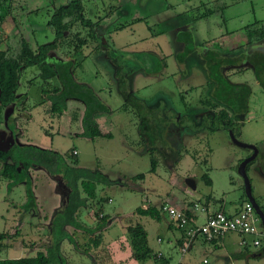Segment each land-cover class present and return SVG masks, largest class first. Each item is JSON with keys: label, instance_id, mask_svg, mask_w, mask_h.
<instances>
[{"label": "rangeland", "instance_id": "374dc122", "mask_svg": "<svg viewBox=\"0 0 264 264\" xmlns=\"http://www.w3.org/2000/svg\"><path fill=\"white\" fill-rule=\"evenodd\" d=\"M84 1L86 15V7L94 11L93 15L98 11L100 14H103L105 10L108 11L106 7L102 11L103 6L101 5L104 2L101 0H90L89 3H86L89 0ZM167 1L172 4L168 12L175 15L187 14H181L187 10L186 0ZM47 2L48 0H6L0 10V49L6 50L8 55L16 58L19 63L23 62L21 53L27 42L24 38L33 41V37L37 44L53 41V34L49 29L44 32H38V29H35L37 32H34L31 37L30 22H34L36 16L30 13L43 9ZM222 3L219 8L214 4L206 5L208 9L212 8L216 11L208 21L204 19L196 24L198 25L197 35L200 39L216 36L218 23H222L224 29L238 32L255 22H264V0H223ZM122 9L125 8L122 7ZM132 10L135 16L142 12L137 7ZM44 14V10H39L37 17L43 18L46 16ZM103 18L101 17L98 28H94L104 47L101 45L98 47L97 43L90 38L88 28L83 27L78 21H73V26L65 34L64 42L60 47L65 57L75 62L79 63L85 56L81 66L76 67L73 77L75 76L77 81L80 80L98 90L102 103L110 109V113L102 115L100 120L111 136L93 139L78 137L76 134L80 130L78 122L82 111L77 106H73L63 116L65 119H62L60 123L49 112L45 113L43 109L49 106L39 103V90L42 84L40 79L34 81L29 90L27 106L31 108L26 106L27 109L32 110L28 134L34 143L45 144V147L50 146L58 150L61 155L66 154V161L69 165L93 171L98 170L109 182L108 184L98 183L96 198L87 200L84 207L78 208L75 218L79 226L64 227L70 241L64 239L60 243V256L63 264H91L90 259L84 255L87 254L85 251L93 246L91 239L95 235L88 232L93 231L92 227L98 223V215L106 214L110 218L119 216L113 228L109 229L105 235L108 237L120 232L124 238L126 237L124 241L129 243L127 226L139 221L145 224L152 223V219L148 216L140 217L136 209L153 206L159 198L181 200L188 197L179 185L185 183L189 177L195 181L196 196L211 194L217 201L223 200L228 208L238 204L240 198L244 196V185L238 173V165L251 155L249 149L241 148L232 142L229 131L221 126L212 129L214 125L208 116L201 121V118L198 119L201 112H197V116L194 117L190 114L201 109L198 101L205 97L207 86L204 84L202 69L194 56L187 58L186 63L182 65L176 60V54L179 50L181 51L175 41L177 33L173 32L176 26L174 21L177 19L171 18L173 28L170 27L171 21L158 24L155 18H149L147 21L149 23L134 22L116 32L113 29L114 25L110 27L113 23L111 21L115 18L109 21ZM37 23L41 24L38 20ZM177 25L181 28L191 27L190 23L178 22ZM167 27V34L159 33ZM79 39L85 40L86 44L77 49ZM34 46L31 44L32 48ZM94 47L99 49H93ZM106 47L109 49L110 59L105 56ZM110 49L119 53L113 54ZM62 52L59 51L60 54L58 52L57 54L64 56ZM147 53L152 54L150 60L153 61V66L160 61L164 62L158 72L146 75V71L153 68L152 65L149 67L146 64L149 60ZM113 60L116 61L117 69L123 75L134 71L140 72L136 73L135 79L131 78L132 85L128 79V90L132 91L134 97L146 101V105L152 108L144 110V113L148 112V116L152 117L153 121H158V119L161 121L166 116L169 118L167 123H161L163 125L162 134L159 131L163 143L158 142L154 146L147 139L140 138V112H136L130 105L126 111L121 109L124 100L117 91V84L108 65ZM191 66L196 69V72H193L198 75L194 78L196 81L190 78ZM118 75V78L122 77L121 74ZM228 76L232 82H245L251 87L247 118L237 125L234 136L239 142L254 145L258 149V156L250 164L247 175L252 195L260 204L264 198V91L255 82L249 68L238 73L229 74L228 72ZM118 78L115 77V80ZM180 93H184V102L188 104L187 107H183L179 99ZM160 95L170 101L177 115L168 109L164 111L165 103L163 99L160 100ZM186 111L190 112L186 113ZM178 115L182 117L181 126L187 128V130L184 129L180 140H177L178 131L173 130V134H168L170 127L174 129V126L178 125L175 123ZM11 123L13 131L5 125V122L0 123V140L2 135L12 133L14 142L20 143L18 139L21 135H18L20 133L17 124L22 126L24 120L16 117ZM192 135L196 136L192 137ZM50 140L51 143H49ZM73 148L78 152V156L73 154ZM70 155L77 157L78 165L72 164L68 159ZM151 157H155L157 162L154 173L150 172ZM173 158H181V160L174 165ZM258 167L260 172L255 173L254 169ZM204 173H207L211 179V186L205 185L201 180ZM139 174L144 175L143 180L133 178ZM27 176L30 178L31 190L35 199L34 208L28 210L24 209L26 202L24 184H16L8 189L9 181L0 177V233L4 235L0 240V259L34 256L37 252H45L47 246L51 244L52 238L48 224L53 211L64 202L66 191L58 190L55 177L48 175L41 168H28ZM80 193L81 197H85L81 189ZM108 199L111 201L108 202ZM199 223H202L201 220ZM90 225L92 227H89ZM122 225L123 230L121 231ZM158 229H152L151 233L154 235ZM173 231L177 233V230L173 229ZM248 250L250 253L255 251L253 248ZM81 253L83 254L80 255ZM209 260L210 264H214L211 257ZM235 264H264V258L237 260Z\"/></svg>", "mask_w": 264, "mask_h": 264}, {"label": "trees", "instance_id": "16d2710c", "mask_svg": "<svg viewBox=\"0 0 264 264\" xmlns=\"http://www.w3.org/2000/svg\"><path fill=\"white\" fill-rule=\"evenodd\" d=\"M6 0H0V10ZM83 0H68L66 6H60L54 12L48 27L54 33V39L50 43L37 45L35 50H32L27 43L24 44V50L21 53L23 62L19 63L16 59L7 58L6 53L0 50V114L9 104L15 103V91L18 88L19 69L24 63L27 66H37L40 73L39 77L47 82L53 78H57L60 83V88H55L47 98L50 101L49 112L53 115H61L66 109L67 99H76L83 103L84 114L82 117L83 132L81 135L86 138L93 139L101 136L94 116L101 112H106V106L97 98L90 87L85 84L77 83L73 78L74 63L71 60L67 61H50L48 59V52L55 49L59 44L64 42L63 33L70 28V23L65 19L79 20L83 27L88 28L90 38L94 40L98 47V37L96 36L93 27L98 24L91 23L83 17ZM212 10L207 9L204 14L191 16L192 21L196 22L212 14ZM180 16V15H179ZM170 27L173 28L172 20ZM126 25L119 24L117 29H123ZM151 27H149L150 29ZM168 27L161 30L160 34H167ZM246 44L241 47L239 52L229 49H224L218 44L213 43L210 46L204 43L197 44L190 28H181L180 25L175 26L173 32H176L175 41L178 48H181L176 54V60L179 64H185L187 58L193 57L200 65L203 75L204 84L207 86V93L203 99H199L198 104L201 109L194 112H205L201 121L207 118L211 119L214 125L212 129H217L221 126L226 131L234 130L240 123H243L245 116L249 111V98L251 95V87L243 83L231 82L228 72L232 69L241 70V68L251 69L253 76L259 87L264 91V50L261 48H245L252 46L255 42H260L264 37V22H255L248 25L245 29ZM152 35H155L152 33ZM159 35V34H156ZM80 48L86 44L85 40L79 39ZM75 48V49H76ZM76 49V50H77ZM149 60L146 64L150 67L153 63L151 53H147ZM164 61L155 63L153 68L147 70L146 74L156 73L163 66ZM194 61V63H197ZM119 93L124 100V108L126 106L133 107L139 115L141 122L139 124V137L145 138L151 145H157L158 142L163 143L160 133L164 123L169 121L166 116L161 121H153V118L148 116V112L144 110L152 109L146 105V101L139 100L124 87L123 81H120ZM160 100L163 99L165 103L164 111H171L174 114L177 111L170 101H167L163 95H160ZM179 99L183 103V107H187L184 102V93L179 94ZM162 101V100H161ZM161 101L159 103H161ZM157 103V105H159ZM156 104V103H155ZM163 106V108H164ZM155 108V105H154ZM153 108V110H154ZM141 109L143 111H141ZM168 109V110H167ZM142 112V114H141ZM190 111H186L189 113ZM194 117V113H190ZM182 118V117H181ZM181 118L175 121L180 128ZM12 116L7 119V125L13 131ZM162 123V124H161ZM170 123V122H169ZM201 124V122H200ZM216 124V126H215ZM160 131V133H159ZM153 149V148H152ZM151 155V153L149 152ZM68 156V159L74 165H78V159L75 155ZM152 156V155H151ZM66 154L61 155L53 150L43 149L34 145H23L14 143L8 150H0V177L9 181L8 189L16 184L23 183L25 186L26 202L24 209L28 210L34 208L35 199L31 190L30 178L27 176V169L30 167H37L43 169L48 175L60 177L67 188L66 197L62 205L52 214L48 225L49 234L52 238L51 244L47 246L45 252H37L34 256L20 257V258H6L0 259V264H63L60 256V243L64 239L70 241V237L64 230L67 225L78 227L79 224L75 218V213L79 207H84L87 200H94L96 198V187L98 183L108 184V180L98 170L82 169L80 167L72 166L67 163ZM156 158L150 159V172H154L156 168ZM250 162L246 171L248 170ZM143 175H138L134 179H142ZM203 181L210 184L207 173L201 177ZM81 192L85 197H81ZM246 196L243 202H246ZM136 213L141 216H148L153 220H160L161 210L154 207L137 208ZM187 216L188 213L186 212ZM99 221L93 231L100 232L107 225V215H98ZM264 229V228H263ZM181 230V229H180ZM129 245L131 248V257L138 263H143L149 259H154L156 264H167L166 260L162 258L160 253H157L148 246L147 232L140 223L127 226ZM185 234V231L182 230ZM95 235V234H94ZM3 234L0 233V240L3 239ZM100 241L99 236H94L91 239L93 246H96ZM1 247V246H0ZM262 249L259 250V254ZM249 254V250L245 249L238 254V257L243 258ZM259 256V255H256ZM263 256V255H262Z\"/></svg>", "mask_w": 264, "mask_h": 264}, {"label": "crops", "instance_id": "0c3cea01", "mask_svg": "<svg viewBox=\"0 0 264 264\" xmlns=\"http://www.w3.org/2000/svg\"><path fill=\"white\" fill-rule=\"evenodd\" d=\"M222 1L223 0H186L187 10L185 11V13H181V14H186V13L187 14L179 16V15H175L173 13L168 12V9L170 7H172V4H170L167 0H101V2H104V4L101 6H103V8L104 7L108 8L107 14L106 15L104 13L100 14L98 11V12H96L95 15L90 16L89 18L92 21H97L98 23H100L99 21H100L101 17H104L103 20L107 19L108 21L112 20L111 18H115L111 21L113 23L110 24V27H113V25H114L113 29L116 30L117 29L116 27L118 24L128 25V24H133L134 22L149 23V22H147L149 18H155V22L158 24H161V23H164V22H166V21H168L174 17L175 19H177V21H174L175 24H178V22L186 23V24L190 23L191 27L189 26V28L192 31L194 39L196 40L197 44L204 43L205 45L210 46L213 43H216L224 49H229V50H234V51L238 50L237 52H239L241 50V47H243L247 41L244 29L238 30V32H237V30H228V29H224L222 27V23L221 24L218 23L217 24L218 29H217L216 36H213L212 38H209V39H207L206 37H203L202 39H200V36L197 35L198 34V31H197L198 25H196V24L200 23L204 19H207V21H208L210 16L215 13L216 9L210 8V10L213 11L211 15H209L205 18H202L196 22L192 21L191 16L204 14L206 12V10L208 9L207 6H209L210 4H214L217 8H219L220 7L219 5L223 4ZM56 2H57V4L58 3L63 4L62 0H56ZM86 3H88V2H86ZM128 4H130V5H128ZM125 6H127V7H125ZM122 7L125 9L123 10ZM135 7H137L140 11L142 10L140 15H137V16L134 15V13H133L134 11L132 10V8H135ZM202 9H204V11H201ZM135 12H137V11H135ZM114 16H116V17H114ZM183 18H184V20H183ZM116 32H117V30H116ZM245 48H259V49L261 48L262 50H264V37L262 38V40L260 42H257V43L255 42L252 46H249V47L247 46ZM55 51H56V53H55ZM59 51L62 52V49L58 48L54 51H51L48 54V56L53 60H62V61L66 60L67 58L65 56H61V55L59 56L57 54V52L59 53ZM165 56H167V55H165ZM83 57H85V56H83ZM83 57L79 61V63H78V61L75 62L74 67H73V75H74V71L76 70V67L81 66L82 61L84 60ZM34 67L35 66L24 68L20 72L19 81H18V89H17V93H16V96L19 98V103L17 105H14V106H12V105L8 106L6 109H4L1 112L0 123L3 124L6 120L7 115L12 114L14 118L18 117L19 119L24 120V123L22 124V126H20L19 123L17 124V128H18V131L20 133L18 135H21V136H19V139H18V142H20L19 144L34 145L37 147L42 146L40 148L53 150L55 152L60 153L58 150L53 149L50 146L45 147V144L39 145V144L34 143L32 138H30V136L28 134V126H29L28 124L32 120V114H31L32 110H29L31 107L27 106L28 98L30 96L29 90H30V87L33 85L34 81H36L37 79L41 80V78L38 76V74H39L38 69H36ZM32 68H33V70H35V72L32 70ZM245 69L246 68H241V70L232 69L229 71V74L238 73L240 71H244ZM190 71L192 72V74L190 75L191 80L196 81V79H194V78L197 77L198 75H195V73H193V72H196L195 67L191 66ZM137 74H139V73H137ZM137 74L134 76V79L136 78ZM73 78L77 83L85 84L88 87H90L94 91V93L98 96V98L100 99V97H99L100 94L98 93V90L93 89L90 85H88V84H86L80 80L77 81L75 76ZM254 80H255V78H254ZM255 82H256V80H255ZM234 83H243V82H234ZM40 86H41V90H39V95H40L39 103H42V104L44 103L47 106H49L48 108L43 109V111L46 113V112H49V109H50V102L47 100L46 92L47 91L50 92L51 90L60 87V84L58 83L56 78H53L47 82L42 81V84ZM36 105H39V104H36ZM26 106L29 109H27ZM66 106H67V108H66L65 112H63L59 116L58 115L54 116L50 112L49 113L52 115V117H56L58 120V123H60L62 119H65L63 116H65L73 106L74 107L77 106L79 109H81L82 112H81L79 122H78L80 130L76 135L78 137H81L82 128L80 125V121H81L80 119L82 117L83 110H84L83 104L79 101H76L73 99H68L66 101ZM121 109L126 111L129 109V107L126 106V108H124V106L122 105ZM108 110H109L108 112H101V113H98L94 116V120L98 126L100 133H101V136H99V137H110L111 136L110 132L106 131L105 126H103V124L101 123V120H100V118H102L101 117L102 115L110 113L109 108H108ZM196 113L197 112H194V116H197ZM175 114L177 115V113H175ZM199 114L200 115H199L198 119L202 118L204 116L205 112H201ZM179 118H181V116L178 115V118H176V121H178ZM246 118H247V114L245 116V120H246ZM198 119L197 120L194 119V120L198 121ZM176 126H178V125H176ZM184 129L187 130L186 127L180 128V131L178 130L177 140L181 139V135H182ZM188 132H190V131H188ZM168 134H173V132H168ZM195 136L192 135V137H195ZM5 137H6V139H4ZM11 138H12V133L9 135L8 134L2 135V138L0 140V150L3 151V148H1V145H3V143L8 142V140ZM84 138H86V137H84ZM193 140H195V139H193ZM49 143H51V140ZM73 151H76V149L73 148L72 152ZM76 156H78L77 151H76ZM257 156H258V154H257ZM179 160H181V158H176V159L173 158L172 163L174 165H177ZM253 161H251V162H253ZM254 170H255L254 171L255 173L260 172L259 167L255 168ZM151 173H154V172H151ZM139 175H142V174H139ZM135 177H133V178H135ZM143 179H144V177L142 179H139V180H143ZM136 180H138V179H136ZM201 180L203 181L202 178H201ZM209 180H210V184H207L203 181L204 184L207 186H211L212 181L210 178H209ZM189 182H191L193 184V187L191 185H189ZM174 185H175V183H174ZM179 187L181 188L182 191H184L185 194H187L188 197H185L181 200L159 198L154 203L153 206L143 207V209L148 208V207H150V208L154 207L157 210L160 209L162 212L160 220H153L151 218L152 223H147V224H145L142 221L136 222V223H140L144 227V229L146 230L148 246L150 247V249L153 251L154 254L161 253L162 258L164 260H166L167 264H210L209 257H211V261H214V264H235L237 262V260L243 261V260L249 259V258H252V259L264 258V253H263L264 248L262 249L264 241L261 243L260 247L253 248V249H255V251H253V253L249 252V254H247L246 257L244 255L243 258L238 257V254L241 251H243L245 249H249L251 247H248L245 249L241 248L238 244L239 236L236 234H227L226 236H224L222 239H220L216 243H208V242L204 241L198 235L196 237L192 238L191 240H189L188 242H186L187 238H186L184 232L182 230L176 228L169 221V219H168V217H167V215L163 209L165 206L176 207L178 209H181L185 214L187 212L188 215L194 219L195 224L198 226V225H200V223H199L200 220L203 223V221L205 220L207 215L214 213L216 211H224L227 214L234 213V212L238 211V209L240 208V205L243 203V198L245 196V193H244V196L240 198V201L238 204H235V205L231 206L230 208H228L223 200L217 201L211 194L196 196L195 195L196 184H195V181L190 177L185 180V183H183L182 185H179ZM110 201L111 200L108 199V202H110ZM263 201H264V198H263ZM262 202L260 204L257 202V204L259 205V207L264 212V204H262ZM216 203H218V204L216 205ZM200 207H203L204 211H200L199 210ZM100 216H102V215H100ZM139 216L140 217H146V216H141V215H139ZM118 217L119 216L110 218L108 216L107 225L105 226V228L102 229V231H100V232H94L95 236L100 237V241L98 242V244L96 246H92L90 249H88V251H85L87 254H85L84 256H86L87 258L90 259L91 264H145V263L146 264H156L155 260L152 258L145 261V263L144 262L138 263L136 260H134L131 257L130 245H129L128 241H124V240H126V237L124 238L123 235L120 234V232H119V234H113L112 236H108V237L105 235V233L108 232L109 229L113 228V226L115 224V220L118 219ZM121 219H123V218H121ZM136 223H134V224H136ZM89 227H92V226L90 225ZM95 227H96V224L94 225V227H92V230ZM121 228H122L121 229V231H122L123 225L121 226ZM155 228H159V229L153 235L151 233V230L152 229L155 230ZM173 229L177 230V233H175L173 231ZM158 239H160V241H158ZM186 243H187V249L185 252H182L181 248L184 247V245H186ZM205 245H208V246L206 247ZM260 249H262V252L259 254ZM82 254L83 253H81L80 255H82ZM256 255H259V256H256ZM103 259H104V262L102 263ZM200 259H201V262H200Z\"/></svg>", "mask_w": 264, "mask_h": 264}, {"label": "built area", "instance_id": "2783aa9c", "mask_svg": "<svg viewBox=\"0 0 264 264\" xmlns=\"http://www.w3.org/2000/svg\"><path fill=\"white\" fill-rule=\"evenodd\" d=\"M73 154H76V151H73ZM163 209L169 221L176 228L185 231L186 242L198 235L208 243H216L227 234H236L239 236V246L245 249L260 247L264 241V229L260 226V220L248 201L243 202L234 213L227 214L224 211L211 213L198 226L194 219L181 209L173 206H165ZM199 210L204 211V208L200 207ZM186 249L187 243L181 251L185 252ZM159 255L160 253H157L158 257Z\"/></svg>", "mask_w": 264, "mask_h": 264}, {"label": "flooded vegetation", "instance_id": "af4514ba", "mask_svg": "<svg viewBox=\"0 0 264 264\" xmlns=\"http://www.w3.org/2000/svg\"><path fill=\"white\" fill-rule=\"evenodd\" d=\"M67 1L68 0H65V2L63 1V4H61V3H58L57 4V2H56V0H48V2H47V5L46 6H44L43 7V9H38V10H34V11H32L31 13H30V15H32V14H35V20H34V22H30L29 21V16H28V21L30 22V24H31V37L34 35L33 33L34 32H37V31H35V29H38V32H44V31H46V30H50L51 32H52V34H53V39H54V33H53V31L48 27V23L50 22V20H51V17H52V15L54 14V12H55V10L57 9V8H59L60 6H66V4H67ZM84 1V0H83ZM85 2V1H84ZM90 2V0L88 1V3ZM84 4V3H83ZM39 10H44V16L45 17H43V18H38L37 17V14L39 13ZM107 10H108V8H107ZM86 11H87V15L84 13L85 12V10H84V6H83V12H82V14H83V17L85 18V20H88V21H90L91 23H96L97 21H92L89 17H90V15L91 16H93V13H94V11H92V9H89L88 7H86ZM102 11H104V8H103V10ZM108 12V11H107ZM107 12H106V10L104 11V14L106 15L107 14ZM85 14V15H84ZM95 14H96V12H95ZM94 14V15H95ZM37 20L38 21H40L41 22V24L40 23H37ZM65 21L66 22H69L70 23V28L68 29V30H66L63 34V37H65V34L72 28V26H73V21H78L79 23H80V21L79 20H74V19H65ZM98 26H99V23L97 24V25H95L94 27L95 28H98ZM93 27V30H94V32H95V34H96V31H95V28ZM96 36L98 37V35L96 34ZM32 39H33V41H29L28 39H26V38H24V40L25 41H27L26 43L29 45V47L32 49V50H35L36 49V46L37 45H41V44H37V42L34 40V38L32 37ZM98 40L100 41L99 43H101L102 44V41H101V38H99L98 37ZM34 46V48H32L31 47V44ZM48 43H50V42H48ZM46 44V43H45ZM61 46V44H59L55 49H53V50H51V51H54V50H56V49H58V48H61L60 47ZM103 45H101V47H102ZM104 47V46H103ZM108 47H106L105 49H106V57L108 56V58L110 59V57H109V55H108V51H109V49H107ZM93 49H99L98 47H94ZM1 50V49H0ZM2 51H4L5 53H6V57L7 58H13V57H11V56H9L8 55V52L6 51V50H2ZM51 51H49L48 52V54L51 52ZM110 51L113 53V54H118L119 52H116L115 50L113 51V50H111L110 49ZM76 52H77V50H76ZM97 53L99 54V50L97 51ZM48 54H47V56H48ZM64 56H65V54H64ZM97 56V55H96ZM13 59H16V58H13ZM48 59L50 60V61H62V60H53V59H51L49 56H48ZM112 59V58H111ZM17 60V59H16ZM67 60H71L74 64H75V61H73V59H71V58H67L66 60H63V61H67ZM75 60V59H74ZM109 61V60H108ZM109 66H110V68H111V70H112V76H113V79H114V81H115V83L117 84V91H118V93H119V85H120V81H123V83L124 84H126V85H124V87L127 89V91H129L130 92V90H128V79L130 80L129 82H130V84L132 85V83H131V78L133 79L134 78V76H135V74L136 73H140V72H137V71H134V72H131L130 74H128V73H126V75H123V73H120L119 72V70L117 69V63H116V61L115 60H113L112 62H109V64H108ZM27 67H31V66H27V65H25L24 63L21 65V67H20V69H19V75H20V72L24 69V68H27ZM37 69H38V67L37 66H35ZM38 71H39V69H38ZM39 73H40V71H39ZM118 74H121L122 75V77L121 78H118ZM128 74V75H127ZM146 74V73H145ZM147 75V74H146ZM38 76H39V74H38ZM115 77L116 78H118L117 80H115ZM57 79V78H56ZM42 80V79H41ZM18 81H19V79H18ZM43 81V80H42ZM58 81V80H57ZM43 82H45V81H43ZM58 83H59V81H58ZM60 84V83H59ZM80 84V83H79ZM132 87V86H131ZM58 88H60V87H58ZM18 89V88H17ZM93 91V90H92ZM52 92V90L50 91V92H46V97L48 96V94H50ZM94 92V91H93ZM16 93H17V90L15 91V98H16V102L15 103H12V104H9L8 106H14V105H17L18 103H19V98L16 96ZM131 93H132V91H131ZM133 94V93H132ZM96 95V94H95ZM119 95H120V93H119ZM97 96V95H96ZM121 96V95H120ZM97 98H98V96H97ZM99 99V98H98ZM47 100H48V98H47ZM68 100V99H67ZM66 100V101H67ZM73 100H76V99H73ZM100 100V99H99ZM49 101V100H48ZM76 101H79V100H76ZM101 101V100H100ZM50 102V101H49ZM79 102H81V101H79ZM102 102V101H101ZM82 103V102H81ZM83 104V103H82ZM104 104V103H103ZM105 105V104H104ZM7 106V107H8ZM106 106V105H105ZM7 107H5L4 109H6ZM83 107H84V105H83ZM127 107H129V106H127ZM66 108H67V106H66ZM106 108H107V106H106ZM131 108V107H130ZM3 109V110H4ZM66 110V109H65ZM65 110L63 111V112H65ZM109 110H108V108H107V111L106 112H108ZM62 112V113H63ZM61 113V114H62ZM83 114H84V110H83ZM83 114H82V117H83ZM9 116H12V120H13V115L12 114H8L7 115V117H6V120H5V124L7 125V119H8V117ZM82 117H81V121H80V125H81V128H82ZM94 119V118H93ZM94 122H95V120H94ZM96 123V122H95ZM97 125V124H96ZM174 126V125H173ZM98 127V126H97ZM178 129L180 130V127H177L176 125L174 126V129L173 128H171L170 127V130H168L169 132H174V131H178ZM99 130V129H98ZM174 130V131H173ZM82 132H83V128H82ZM82 136V135H81ZM14 143H17V142H14V140L11 138V139H9L8 140V142H6V143H4L3 145H1V148H3V151H5V150H8ZM19 144V143H18ZM76 155V154H75ZM61 180V178L60 177H55V179H56V181H57V189L58 190H60V191H66L67 192V188H66V186H65V184L63 183V181L61 180H59V179ZM59 193H61V192H59ZM57 210V209H56ZM56 210H54L53 211V213L56 211ZM52 213V214H53ZM52 217V216H51ZM49 225V224H48Z\"/></svg>", "mask_w": 264, "mask_h": 264}, {"label": "water", "instance_id": "95a60500", "mask_svg": "<svg viewBox=\"0 0 264 264\" xmlns=\"http://www.w3.org/2000/svg\"><path fill=\"white\" fill-rule=\"evenodd\" d=\"M229 136H230V139L232 140V142L235 143L237 146H239L241 148H245V149L251 150V155L249 157L245 158L244 160H242L239 163V165H238V173H239L240 177L243 180L244 193H245L246 199L253 206L254 211H255L256 215L258 216V218L260 220V224L264 228V212L259 207V205L257 204L255 198L252 195L250 180H249V177H248L247 171H246L247 165L256 158V156L258 154V150H257V148L254 145L244 144V143L239 142L235 138V136H234V134H233V132L231 130L229 131ZM189 185H191L193 187V184L191 182H189ZM263 253H264V249H263Z\"/></svg>", "mask_w": 264, "mask_h": 264}, {"label": "clouds", "instance_id": "9594fccd", "mask_svg": "<svg viewBox=\"0 0 264 264\" xmlns=\"http://www.w3.org/2000/svg\"><path fill=\"white\" fill-rule=\"evenodd\" d=\"M260 226H261V224H260ZM262 227V226H261ZM263 228V227H262Z\"/></svg>", "mask_w": 264, "mask_h": 264}]
</instances>
